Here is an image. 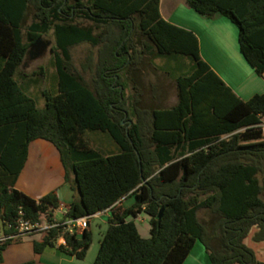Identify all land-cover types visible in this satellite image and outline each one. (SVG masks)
I'll list each match as a JSON object with an SVG mask.
<instances>
[{
  "label": "trees",
  "instance_id": "obj_1",
  "mask_svg": "<svg viewBox=\"0 0 264 264\" xmlns=\"http://www.w3.org/2000/svg\"><path fill=\"white\" fill-rule=\"evenodd\" d=\"M186 5L206 19L233 22L242 57L264 75V0ZM159 6L160 0H0V229L8 232L19 211L31 223L54 221L55 192L36 201L15 189L29 145L44 140L58 151L74 193L65 218L112 210L94 264H184L198 242L210 264H264L245 245L253 229V242H264V95L236 96L202 60L195 34L165 21ZM50 33L58 84L55 94L42 93L40 108L15 75L31 46ZM84 45L90 49L81 69L89 81L73 66V49ZM169 58L189 62L191 71L172 77L177 101L165 107L164 80L146 83L145 76L159 70L171 79L154 68L155 60ZM88 131L109 135L117 151L96 150ZM129 196L131 207L117 206ZM141 213L149 217V238L129 220ZM9 242L0 245V262ZM92 243L89 227L78 234L59 225L33 246L37 255L54 248L83 261Z\"/></svg>",
  "mask_w": 264,
  "mask_h": 264
},
{
  "label": "crops",
  "instance_id": "obj_2",
  "mask_svg": "<svg viewBox=\"0 0 264 264\" xmlns=\"http://www.w3.org/2000/svg\"><path fill=\"white\" fill-rule=\"evenodd\" d=\"M159 12L165 21L195 34L199 41L202 60L241 100L249 101L256 94L264 95V75H257L244 60L239 50L238 39L236 42L233 38L234 28L225 17L216 16L213 19L201 17L188 8L186 0H160ZM171 63L176 64L179 71L187 69V74L191 71L189 62L180 58H169L162 61L161 65L167 71H171ZM110 140L106 142L104 153L107 155L117 151L116 145L113 146ZM15 189L36 201L55 192L59 199V207L63 210L55 212L54 220L61 222L67 219L66 211L74 200V193L70 185L65 183L64 169L58 151L48 142L36 140L29 145L27 161L18 176ZM134 203L135 197L129 196L117 203V206L126 209ZM111 215L112 210L108 209L95 214L90 220L89 228L93 231V243L85 260L80 261L54 248H46L42 254L37 255L38 263L94 264L100 243L108 230V220ZM140 218L141 223L149 227L146 230L150 235L149 217L145 213L129 220H134L136 224ZM136 226L140 233L137 224ZM41 236L36 234L24 239L31 238L34 243L41 241ZM184 264H210L208 254L201 243H196Z\"/></svg>",
  "mask_w": 264,
  "mask_h": 264
},
{
  "label": "rangeland",
  "instance_id": "obj_3",
  "mask_svg": "<svg viewBox=\"0 0 264 264\" xmlns=\"http://www.w3.org/2000/svg\"><path fill=\"white\" fill-rule=\"evenodd\" d=\"M225 19L228 20L229 23L232 25V28H234L233 38L237 42L238 39L237 26L233 22H231L228 18ZM31 23H32V17L29 15L25 22V34ZM235 33H237L236 36ZM42 39L44 41L49 42V46L46 52L36 59L27 57L25 59V62L23 63V66L19 69L20 71L19 73H21V76L18 75L19 73L15 75L16 80L19 82V84H21L22 86L23 85L25 86V84L27 85L26 88L28 92L37 101V104L40 108H43L45 104V99L42 93L44 91H47L48 93L55 94L57 91V84H58V75L56 70L57 49L55 45L54 35L50 33L48 36H43ZM89 49L90 47L88 45H84L77 47L72 51L74 69L79 71L86 81H89L90 77L88 74H84L82 72L81 63L83 62L85 57H87V55L89 54ZM162 61H166V60H162ZM162 61L155 60L154 68L155 66L162 67L161 65ZM171 66H172L171 71H167L168 73L171 74V79L166 74L162 73L159 70L153 72L152 70L148 69V73L145 76L146 83L157 84L158 82L157 79L160 77L161 80H164L166 86L168 87L167 90L168 96L166 103L164 105L165 107L173 106L177 101L176 90L174 88L175 80L172 77H175L176 75L178 76L183 75L182 72L187 74V69L179 71L177 69L176 64L172 65L171 63ZM128 93L130 95V89L128 90ZM86 138L89 141V143L93 145L94 148L100 152H105V149L107 147L106 142H108L111 139V137L107 134H104L102 132H91V131L87 132ZM100 138L102 139V141ZM110 143H112L113 146H115V143L112 139L110 140ZM199 217L203 219L204 212H201L199 214ZM136 224L139 227L141 236L149 238L150 236L149 231H147L148 230L147 228L149 227L144 226L141 223V218L136 221ZM255 231H256L255 229L251 231L249 237L245 240V245L254 252L255 257L257 258L258 261L264 263V242L261 243L253 242L252 237ZM22 239L10 241L9 244L7 245V248L1 251L2 261L0 262V264H23L29 261H33L35 262V264H39L37 259L38 256L34 252L33 241L31 240V238H27V239L22 238Z\"/></svg>",
  "mask_w": 264,
  "mask_h": 264
},
{
  "label": "built area",
  "instance_id": "obj_4",
  "mask_svg": "<svg viewBox=\"0 0 264 264\" xmlns=\"http://www.w3.org/2000/svg\"><path fill=\"white\" fill-rule=\"evenodd\" d=\"M258 127L262 131L263 139H264V118L262 119L261 123ZM63 210L59 207L56 211ZM55 211V212H56ZM54 212V214H55ZM94 217V216H93ZM93 217H83L77 219L67 218L59 222L54 220L50 221L47 217L43 218L42 221L38 223H31L30 221H26L23 219V213L19 211V218L17 219L16 223L7 226L8 232L1 230L0 232V245L4 244L7 241L22 239L30 235L35 234H42L43 232L55 228L59 225H64L69 230L70 233H78L80 234L83 230L89 227L90 220Z\"/></svg>",
  "mask_w": 264,
  "mask_h": 264
},
{
  "label": "water",
  "instance_id": "obj_5",
  "mask_svg": "<svg viewBox=\"0 0 264 264\" xmlns=\"http://www.w3.org/2000/svg\"><path fill=\"white\" fill-rule=\"evenodd\" d=\"M49 46V42L44 41L42 38L36 40V42L31 46L27 53L28 58L36 59L42 54H44ZM124 124V122L122 123ZM163 210H161L159 218L162 217Z\"/></svg>",
  "mask_w": 264,
  "mask_h": 264
},
{
  "label": "clouds",
  "instance_id": "obj_6",
  "mask_svg": "<svg viewBox=\"0 0 264 264\" xmlns=\"http://www.w3.org/2000/svg\"><path fill=\"white\" fill-rule=\"evenodd\" d=\"M0 232H1V229H0ZM36 235V234H35ZM31 236V235H30Z\"/></svg>",
  "mask_w": 264,
  "mask_h": 264
}]
</instances>
